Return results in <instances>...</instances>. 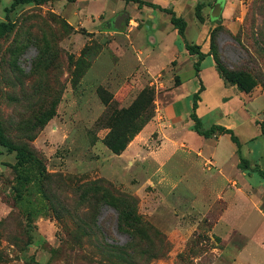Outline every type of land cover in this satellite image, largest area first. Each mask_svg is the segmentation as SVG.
<instances>
[{"label":"rangeland","instance_id":"rangeland-1","mask_svg":"<svg viewBox=\"0 0 264 264\" xmlns=\"http://www.w3.org/2000/svg\"><path fill=\"white\" fill-rule=\"evenodd\" d=\"M83 1L11 8L13 0H0V21L14 23L0 38V118L17 144L38 150L49 173L46 196H34L43 211L29 223L15 200L16 152L0 145V264H227L224 237L231 227L211 220L223 208L212 204L224 182L194 180L176 161L163 168L142 154L129 161L128 153L116 154L103 142L108 129L100 119L107 106L100 86L112 96V107H127L144 87H153L156 112L162 93L151 84L154 78L138 72L129 28L118 29L130 17L122 12L110 18L122 0H90L87 14ZM218 1L223 11L214 18ZM184 18L187 40L202 34L219 67L237 71L248 97L264 101V0H191ZM147 27L134 42L145 55L152 46ZM172 56L173 50L148 64L156 70ZM260 117L264 121V110ZM258 138L252 158L260 157L264 170V136ZM250 172L254 180L262 178ZM107 185L120 198L118 207L134 212L127 221H120L118 208L103 204ZM244 207L252 212L250 203ZM232 242L241 244L236 234Z\"/></svg>","mask_w":264,"mask_h":264},{"label":"crops","instance_id":"crops-1","mask_svg":"<svg viewBox=\"0 0 264 264\" xmlns=\"http://www.w3.org/2000/svg\"><path fill=\"white\" fill-rule=\"evenodd\" d=\"M144 1L171 8L183 18L186 16L187 4L191 3V0ZM126 2L122 0L117 6L118 9L111 11L110 18L122 12L130 17V23L122 27L129 28V35L134 38H131L134 41L130 40V45L140 63L141 69L138 72H142L141 75L146 78H154L155 81L151 84L156 83L162 96L157 100L156 116L120 155L128 153L131 157L129 161H132L136 160L137 154H142L143 158L150 160L158 168L166 167L176 161L178 167L184 169L185 174L189 172L196 175L194 180L213 184L224 182L226 187L217 193L212 204L218 206L221 203L223 208L217 207L218 215L211 220H217L231 227L227 238L224 237L225 256L230 257L227 264H264V177L258 181L254 180L252 176L254 172L239 168L240 156L228 134L204 137L192 128L194 121L191 118V97L203 85L196 112L202 118L205 127L219 124L233 129L241 140L243 155L252 162L253 166L261 164L260 157L256 160L252 158L256 151L252 149L251 144L254 140L257 141L258 137L264 136L258 123L263 120L260 116L264 110V101L251 99L237 86L226 84L212 54L202 60L201 69L197 74L194 64L198 61V56L190 54L184 43L180 44V36L171 21V14L148 4L140 6L137 2L131 1L133 4L127 6ZM89 3L90 0L83 1L82 13L87 14L85 7ZM143 24L148 26L146 31L148 28L151 29L149 42L152 46L148 48L146 55L143 48L136 50L134 47L138 37L142 38ZM120 28L119 31H122ZM187 31L186 28V39ZM196 38L195 42L191 43L201 45L202 51L209 53L210 47L208 42L203 44L202 34L196 35ZM171 50L173 56L166 65L154 70L153 66H150L152 64H148V59H152L151 63H155ZM168 68L170 70L165 72ZM166 74L168 80L162 78ZM153 134L156 135L152 136ZM144 145L149 146L150 149L142 148ZM212 167H215V171ZM232 188H235L234 192H226ZM246 202L252 206L251 213L246 212L244 207ZM232 205L236 207L232 208ZM227 214L235 222L237 220L239 222L229 224L231 221L226 218ZM235 234L241 240L240 245L232 242V236Z\"/></svg>","mask_w":264,"mask_h":264},{"label":"trees","instance_id":"trees-1","mask_svg":"<svg viewBox=\"0 0 264 264\" xmlns=\"http://www.w3.org/2000/svg\"><path fill=\"white\" fill-rule=\"evenodd\" d=\"M52 0H13L11 8H15L20 4H44ZM75 1V0H69ZM127 2H137L140 6L148 4L150 6L160 8L169 14H171V21L175 28L178 30L180 40L184 43L185 48L192 55L198 56V61L195 62L194 67L197 74L201 69V62L207 56L213 53H204L202 46L196 43H191L186 39L187 21L178 16L171 8L160 7L157 4L150 3L144 0H126ZM14 29V23L10 20L0 21V38L11 32ZM124 28L121 27L120 30ZM214 56V55H213ZM218 71L225 83L228 85H235L241 91L248 93L249 88L246 86L243 78L237 71H224L219 67V61L214 57ZM201 88L192 95V111L191 118L194 121L192 128L201 136L209 137L214 134H228L231 141L234 143L236 150L240 156L239 168L243 171H256L262 177H264V170L258 165H252V162L246 158L242 153V143L239 136L233 129L227 128L223 125L213 124L210 127H205L202 118L197 114L198 101L200 100ZM99 94L107 106V111L100 119V122L104 121V127L108 129V132L103 137V142L116 154L124 152L130 142L139 134L142 129L155 117V95L156 91L153 87H144L135 100L127 107H112V96L107 93V90L100 86L98 88ZM261 126L262 134L264 135V121H258ZM0 145L7 148L9 152H16V162L13 165V169L16 174V183L14 186L15 200L18 204L23 206L26 210L28 222L31 223L34 219L42 213L43 208L38 204L43 201L36 202L34 196L41 194L42 197L46 196L47 190L45 182L49 178V173L46 171L45 159L36 150V148L28 144H17L9 135L5 133L2 121L0 118ZM111 187L105 186V192H103L102 199L103 204L111 205L118 208L120 211V221H127L132 215L133 211H127L126 208H119L117 201L120 199L113 194ZM98 202V200H97ZM128 205V204H126Z\"/></svg>","mask_w":264,"mask_h":264},{"label":"water","instance_id":"water-1","mask_svg":"<svg viewBox=\"0 0 264 264\" xmlns=\"http://www.w3.org/2000/svg\"><path fill=\"white\" fill-rule=\"evenodd\" d=\"M222 11H223V2L222 1H218L214 5L211 14H212V16L214 18H219L222 15Z\"/></svg>","mask_w":264,"mask_h":264}]
</instances>
